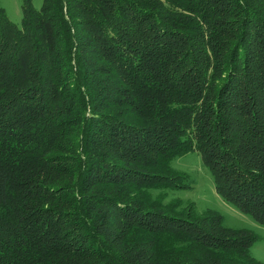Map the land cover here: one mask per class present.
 Returning <instances> with one entry per match:
<instances>
[{
	"label": "trees",
	"instance_id": "1",
	"mask_svg": "<svg viewBox=\"0 0 264 264\" xmlns=\"http://www.w3.org/2000/svg\"><path fill=\"white\" fill-rule=\"evenodd\" d=\"M0 6V264H260L173 197L197 153L264 226V0Z\"/></svg>",
	"mask_w": 264,
	"mask_h": 264
},
{
	"label": "rangeland",
	"instance_id": "2",
	"mask_svg": "<svg viewBox=\"0 0 264 264\" xmlns=\"http://www.w3.org/2000/svg\"><path fill=\"white\" fill-rule=\"evenodd\" d=\"M43 2L44 0H32L35 9H40ZM0 6L4 8L8 19L20 27L23 19V1L0 0ZM173 167L187 177L185 188L173 192V197L184 203L195 204L201 213L207 210L219 213L229 228L244 229L253 233L257 239L252 247V255L258 263L264 264V226L251 215L244 214L225 201L217 193L214 177L201 156L197 153L188 154L177 159Z\"/></svg>",
	"mask_w": 264,
	"mask_h": 264
}]
</instances>
